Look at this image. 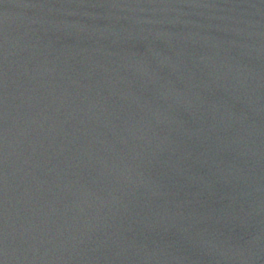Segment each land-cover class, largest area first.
Returning a JSON list of instances; mask_svg holds the SVG:
<instances>
[{
    "label": "water",
    "instance_id": "1",
    "mask_svg": "<svg viewBox=\"0 0 264 264\" xmlns=\"http://www.w3.org/2000/svg\"><path fill=\"white\" fill-rule=\"evenodd\" d=\"M0 264H264V0H0Z\"/></svg>",
    "mask_w": 264,
    "mask_h": 264
}]
</instances>
